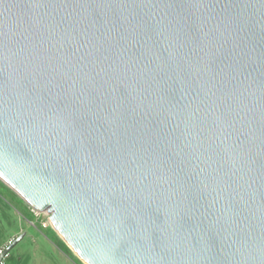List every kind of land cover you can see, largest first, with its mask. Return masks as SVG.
I'll return each mask as SVG.
<instances>
[{
  "label": "water",
  "instance_id": "obj_1",
  "mask_svg": "<svg viewBox=\"0 0 264 264\" xmlns=\"http://www.w3.org/2000/svg\"><path fill=\"white\" fill-rule=\"evenodd\" d=\"M0 181L86 264H264V0H0Z\"/></svg>",
  "mask_w": 264,
  "mask_h": 264
},
{
  "label": "rangeland",
  "instance_id": "obj_2",
  "mask_svg": "<svg viewBox=\"0 0 264 264\" xmlns=\"http://www.w3.org/2000/svg\"><path fill=\"white\" fill-rule=\"evenodd\" d=\"M42 213L0 181V249L22 235L3 264H84L50 227L48 214L41 217Z\"/></svg>",
  "mask_w": 264,
  "mask_h": 264
},
{
  "label": "bare ground",
  "instance_id": "obj_3",
  "mask_svg": "<svg viewBox=\"0 0 264 264\" xmlns=\"http://www.w3.org/2000/svg\"><path fill=\"white\" fill-rule=\"evenodd\" d=\"M37 210V209H36ZM39 211V210H38ZM41 212H43V211H41ZM50 225V224H49ZM72 252L78 257V258H80L79 256H78V254L75 252V251H73L72 250ZM80 260L83 262V260L80 258ZM84 264H86L85 262H84Z\"/></svg>",
  "mask_w": 264,
  "mask_h": 264
},
{
  "label": "crops",
  "instance_id": "obj_4",
  "mask_svg": "<svg viewBox=\"0 0 264 264\" xmlns=\"http://www.w3.org/2000/svg\"><path fill=\"white\" fill-rule=\"evenodd\" d=\"M4 257H5V256H4ZM4 257H3V259H2V264H3Z\"/></svg>",
  "mask_w": 264,
  "mask_h": 264
},
{
  "label": "built area",
  "instance_id": "obj_5",
  "mask_svg": "<svg viewBox=\"0 0 264 264\" xmlns=\"http://www.w3.org/2000/svg\"><path fill=\"white\" fill-rule=\"evenodd\" d=\"M0 251H1V249H0ZM1 264H2V261H1Z\"/></svg>",
  "mask_w": 264,
  "mask_h": 264
}]
</instances>
